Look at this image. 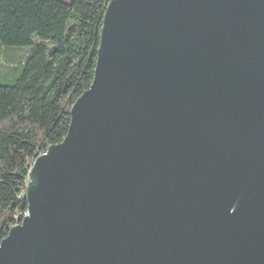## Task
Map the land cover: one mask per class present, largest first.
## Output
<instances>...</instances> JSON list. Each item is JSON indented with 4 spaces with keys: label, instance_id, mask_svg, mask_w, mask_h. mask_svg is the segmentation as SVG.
<instances>
[{
    "label": "water",
    "instance_id": "95a60500",
    "mask_svg": "<svg viewBox=\"0 0 264 264\" xmlns=\"http://www.w3.org/2000/svg\"><path fill=\"white\" fill-rule=\"evenodd\" d=\"M26 198L0 264H264V0H112Z\"/></svg>",
    "mask_w": 264,
    "mask_h": 264
},
{
    "label": "trees",
    "instance_id": "16d2710c",
    "mask_svg": "<svg viewBox=\"0 0 264 264\" xmlns=\"http://www.w3.org/2000/svg\"><path fill=\"white\" fill-rule=\"evenodd\" d=\"M111 1L0 0L1 44L32 47L16 81L0 84V245L28 210L35 159L65 139L93 83Z\"/></svg>",
    "mask_w": 264,
    "mask_h": 264
},
{
    "label": "rangeland",
    "instance_id": "374dc122",
    "mask_svg": "<svg viewBox=\"0 0 264 264\" xmlns=\"http://www.w3.org/2000/svg\"><path fill=\"white\" fill-rule=\"evenodd\" d=\"M70 3L71 0H61ZM31 46L5 47L0 42V84H13L21 75Z\"/></svg>",
    "mask_w": 264,
    "mask_h": 264
},
{
    "label": "bare ground",
    "instance_id": "6f19581e",
    "mask_svg": "<svg viewBox=\"0 0 264 264\" xmlns=\"http://www.w3.org/2000/svg\"><path fill=\"white\" fill-rule=\"evenodd\" d=\"M45 153V152H44ZM41 154H43V153H41ZM41 154H39V155H41ZM38 155V156H39ZM27 186H28V184H27ZM26 195H27V190H26ZM25 198H26V196H25ZM26 200H27V198H26ZM29 215V208H28V210H27V212L22 216V221L24 220V218L25 217H27ZM22 221L21 222H19V223H17L16 225H19V224H21L22 223ZM15 225V226H16ZM14 227V226H13Z\"/></svg>",
    "mask_w": 264,
    "mask_h": 264
},
{
    "label": "built area",
    "instance_id": "2783aa9c",
    "mask_svg": "<svg viewBox=\"0 0 264 264\" xmlns=\"http://www.w3.org/2000/svg\"><path fill=\"white\" fill-rule=\"evenodd\" d=\"M18 198H19V200H22V193H19ZM19 213L20 214H25V213H23V210L20 211ZM16 223H17V221H15V224L14 225H16Z\"/></svg>",
    "mask_w": 264,
    "mask_h": 264
}]
</instances>
